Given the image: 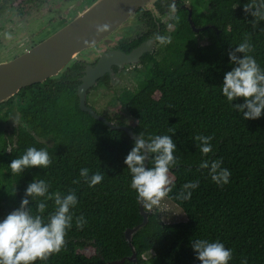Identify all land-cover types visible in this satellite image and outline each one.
<instances>
[{"label":"trees","instance_id":"1","mask_svg":"<svg viewBox=\"0 0 264 264\" xmlns=\"http://www.w3.org/2000/svg\"><path fill=\"white\" fill-rule=\"evenodd\" d=\"M16 1L0 0V12L30 2ZM173 1L156 0L154 5L163 14L164 5L173 8ZM247 2L188 0L187 7H181L183 2L176 0L168 23L159 24L156 34L170 36L171 42L154 54H143L140 69L133 66L142 79L116 96L114 117L126 112L133 123L128 126L118 120L115 124L128 126L136 135L143 133L145 139L170 135L179 160L169 172L174 186L166 198L185 219L164 223L157 212H148L145 225L131 237L134 262L126 259L131 249L124 230L140 223L142 217L124 160L135 141L79 109L76 88L82 63H70L58 76L22 87L0 104V221L20 207L34 179L45 180L50 194L74 191L78 198L65 247L36 264H113L121 258L120 264H200L192 249L196 239L219 241L230 248L229 264L244 260L264 264V110L259 119L244 120L221 94L224 75L233 67L228 53L246 36L255 49L250 55L264 70V31H260L264 21L252 30L249 22L253 18L243 10ZM187 8L192 25L203 29L192 31ZM143 14L149 17L152 30L129 43H119L120 47L128 50L155 32L150 13ZM233 103H243V99ZM13 113L19 123L9 127ZM197 135L213 137V150L207 156L194 140ZM28 147L47 149L52 164L13 175L8 165ZM205 159L210 163L222 160L221 167L231 172L228 184L218 186L210 169L199 167ZM146 164L152 167L151 161ZM82 168L89 169V176L103 172L102 182L90 188L79 176ZM192 181H199V186L190 190V199H176L183 185ZM42 200L46 220L55 210L54 200L30 199L28 207L36 215ZM79 216L87 221L82 230L76 228ZM87 247L93 249L91 255L81 252Z\"/></svg>","mask_w":264,"mask_h":264},{"label":"clouds","instance_id":"2","mask_svg":"<svg viewBox=\"0 0 264 264\" xmlns=\"http://www.w3.org/2000/svg\"><path fill=\"white\" fill-rule=\"evenodd\" d=\"M243 10L253 18L249 22L252 30H257L264 21V0H248ZM111 27L108 22L96 24L94 26L96 36L109 32ZM260 31H264V28H260ZM3 36L6 40L12 39L9 32H5ZM155 40L160 45H166L171 42V37L156 35ZM94 42L85 41L90 45ZM254 51V46L246 36L243 42L228 53L233 67L231 71L225 73L221 86L222 96L235 112L242 114L244 120L259 119L264 110V70L250 55ZM238 54H242V58ZM241 98L243 103H233ZM212 139V136L194 137V140L199 142L202 155L207 156L212 152ZM175 151L176 144L170 135H155L145 139L143 133H140L124 160L131 176L130 187L135 191L136 199L143 209L149 212L154 207H159L172 192L174 185L169 172L179 164L178 158L174 155ZM149 161L152 167L147 166L146 162ZM52 162L47 149L28 147L24 154L13 159L8 167L13 175H17L27 169L48 168ZM221 165L222 160L217 159L210 163L205 159L201 161L199 167L210 169L212 181L218 186H223L229 183L231 172ZM79 176L91 188L102 182L104 173L97 171L89 176V169L82 168ZM198 186L199 181L186 183L176 199L184 201L190 199V190ZM49 187L45 180L34 179L27 185L20 207L0 221V264H36L37 261H47L51 255L58 254L65 247V237L73 223L72 209L78 204V198L74 191H69L66 195L59 192L50 194ZM37 198L54 200L55 210L49 213L46 220L42 215L46 208L44 200L37 204L36 215H33L28 207L30 199ZM75 223L76 228L82 230L87 221L83 216H79L75 218ZM192 249L200 264H229L233 255L232 250L219 241L196 239L192 241ZM241 264H247V261L244 260Z\"/></svg>","mask_w":264,"mask_h":264},{"label":"water","instance_id":"3","mask_svg":"<svg viewBox=\"0 0 264 264\" xmlns=\"http://www.w3.org/2000/svg\"><path fill=\"white\" fill-rule=\"evenodd\" d=\"M151 0H90L87 6L83 7L75 16L53 31L44 39L35 43L19 55L0 62V104L13 97L17 91L25 86L34 83H43L48 78L58 76L64 68L85 51L94 49L99 43H108L111 36L130 20L134 11ZM190 10L187 13V20L192 31L198 32L202 28H196L190 20ZM108 22L112 25L107 33L96 36L94 26L98 23ZM85 41H95L94 44H87ZM155 45V35L141 41L129 52L117 49H109L100 54L94 65L86 64L80 83L76 88L78 107L88 112L94 119L103 122L110 129H121L127 136L136 141L138 135L125 125H117L108 121L102 114L88 106L86 96L88 90L97 85L96 80L107 74L109 85L113 86L118 81L115 77L124 67L139 64L140 58L145 53H151ZM116 68V73L112 70ZM138 202V201H137ZM138 211L142 220L132 228L124 230V239L128 243L131 253L126 257L128 261H135L136 255L131 244L133 233L143 227L147 221V209H143L138 202ZM124 261L121 258L112 261L113 264H120Z\"/></svg>","mask_w":264,"mask_h":264},{"label":"rangeland","instance_id":"4","mask_svg":"<svg viewBox=\"0 0 264 264\" xmlns=\"http://www.w3.org/2000/svg\"><path fill=\"white\" fill-rule=\"evenodd\" d=\"M32 1L33 2L28 3L26 6H22L23 11L20 13L19 11H21V7H18L17 4L11 5L4 12L2 20H0V60L6 61L5 58L11 57L16 53L14 49L12 52L8 51L11 49H9V47L12 46L13 48L16 42L20 45L21 41H25L26 39L29 40V37L32 36V34H34L32 42H39L72 19L77 12L87 6L90 2L89 0H73L71 3L67 4L65 1L71 0H42L41 2H37V0ZM79 1L81 2L79 3ZM183 1L187 4V0ZM64 3L66 5H64ZM27 6H34V9L26 11L25 7ZM148 6L150 7L151 4H148ZM156 16H158L161 21H164L166 18V16H161L159 14H156ZM135 26L136 22H134L133 17H131L124 27L117 30L110 37V42L99 43L93 50H91V57L95 58L101 52L109 50L124 36H135L136 32L131 31V29ZM5 32L12 34L11 40L4 39L3 34ZM126 33L128 35H126ZM199 42L204 43L201 39H199ZM161 46L162 45L160 44H157L156 47L154 45L155 51L160 49ZM8 52L10 53L5 54ZM85 62L91 63L92 60L85 59ZM134 67L140 69V66L138 65H135ZM114 76L118 79V82L115 85H100L94 87L91 91L87 92L86 102L99 114L111 117V122L117 123L118 120H121L129 126L132 125L133 121L128 118L126 112H122V115L119 117H114L117 107L116 96L124 90L133 89L142 79V76L133 69L132 65L124 67V69H122L119 73H116ZM18 123V117L16 113H13L8 125L9 127H12ZM152 211L157 212L161 221L164 223L177 222L185 219V216L179 207L167 198L161 202L159 207H154ZM81 252L85 255H91L93 253V249L87 247Z\"/></svg>","mask_w":264,"mask_h":264},{"label":"flooded vegetation","instance_id":"5","mask_svg":"<svg viewBox=\"0 0 264 264\" xmlns=\"http://www.w3.org/2000/svg\"><path fill=\"white\" fill-rule=\"evenodd\" d=\"M20 0H17V3L19 2ZM30 2L29 3H31V2H33L32 0H29ZM42 0H37V2H41ZM73 0H71V1H65V3H67V4H69V3H71ZM82 1V0H81ZM81 1H79V3L81 2ZM156 0H151L150 2H148V3H146L145 5H144V7H142V8H138V9H136L135 11H134V13L132 14V17H133V20H134V22H136V26L134 27V28H132L131 29V31H135L136 33V35L135 36H132V35H129V36H124V37H122L121 39H119L114 45H113V47L112 48H110V49H117V50H121V51H123V52H129L132 48H134V47H130L128 50H127V47H120L119 46V43H121V42H123V43H129L130 41H132L133 39H135L136 37H139V36H142L143 34H148V32L149 31H151L152 30V28H151V26H149L148 24H147V22H148V19H149V17H147L146 15H144L143 13L144 12H146V11H148L149 13H150V15H151V18L153 19V22L155 23V32H151L149 35H147L145 38H144V40H146V39H148V38H150V37H153L154 35L156 36V34H157V32L159 31V28H160V26H159V24H167L168 23V19H169V17H170V15L173 13V9H174V7L176 6V0H174L173 1V8H169V6L168 5H164V8H163V14H160L159 12H157V10H156V6L154 5V2H155ZM167 1V3L170 1V0H166ZM183 3L180 5L181 7H187V5H188V0H187V4L183 1V0H181ZM64 3V5H66ZM148 4H151V6L149 7L148 6ZM63 5V6H64ZM22 6H26V4H22L21 5V12L23 11L22 9H23V7ZM26 9H29L30 10V8H31V6H27V7H25ZM8 8H5L4 10H2V12H0V20H2V16L4 15V12L7 10ZM34 9V7L31 9V10H33ZM30 10V11H31ZM71 10V9H70ZM188 10H190L189 8H187V12H188ZM28 11V10H27ZM72 11V10H71ZM190 12H191V10H190ZM156 14L158 15H161V16H166V18H165V20L164 21H161L160 20V18L158 17V16H156ZM9 28V27H8ZM19 28H21V27H19ZM126 35H128L127 33H126ZM34 36V34H32V36H30L29 38V40H25V41H21V43H20V45L18 44V42H16L15 43V45H14V47L12 48V46L11 47H9V49L10 50H8V51H10V52H12V50L14 49V51L16 52L15 54H13L11 57H7V58H5V60H9V59H11V58H13V57H15V56H17V55H19L20 53H22L23 51H25L26 49H28L29 47H31L32 45H34L35 43H33L32 41H33V39H32V37ZM156 45H157V41L155 40V47H156ZM27 47V48H26ZM155 47L153 48V50H152V54H154V52H155ZM91 50H93V49H91ZM91 50H88V51H85V52H83V53H80L74 60H73V62H75V61H78V62H80V63H82V65H83V68H82V70H81V72H82V75H83V69H84V66L86 65V64H90V65H94L95 64V62H96V60H97V58L100 56V54H102L103 52H106L107 50H105V51H103V52H101L99 55H97L95 58H92L91 57V55H92V53H91ZM10 52H8V53H5V54H9ZM9 58V59H8ZM86 60H92V62L91 63H86L85 62V59ZM1 61H4V60H0V62ZM72 62V63H73ZM140 62V61H139ZM138 66H140L139 64H137ZM133 66H135V65H133ZM112 68V70L114 71V73H116V68L114 67V66H112L111 67ZM82 75L80 76V77H82ZM80 77H78V80H80ZM115 78V76H112V79H114ZM103 80H105V81H103ZM80 83V82H79ZM79 83H78V85H79ZM96 83H97V85L96 86H100V85H109V77H108V75L107 74H104L102 77H100L98 80H96ZM77 85V86H78ZM95 86V87H96ZM94 88V87H93ZM92 90V88L90 89V90H88V92L89 91H91Z\"/></svg>","mask_w":264,"mask_h":264}]
</instances>
